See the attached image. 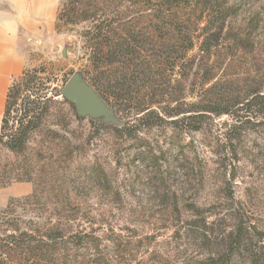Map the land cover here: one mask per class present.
Wrapping results in <instances>:
<instances>
[{"label":"rangeland","instance_id":"1","mask_svg":"<svg viewBox=\"0 0 264 264\" xmlns=\"http://www.w3.org/2000/svg\"><path fill=\"white\" fill-rule=\"evenodd\" d=\"M67 1L60 0L59 9ZM224 1L240 10L227 19L210 57L212 80L202 83L194 65L177 69V82L167 89L182 109L189 104L201 109L221 99L237 103L252 90H264V0ZM90 23L56 18L27 50L25 69L36 71V80L46 87L40 99L49 113L30 133L24 155L2 146L0 173L14 162L31 164L34 182L45 178V184L38 202L32 182L0 187V237L14 227L40 234L60 229L65 237L55 246L58 257H44L39 264H264V109L241 110L234 117L199 112L198 131L168 117L144 130L154 153H166L160 164L167 186L156 185V190L151 181L157 169L136 162L132 142L108 128L130 118L104 100L105 114L92 107L79 113L73 104L59 103L71 76L88 83L100 77L84 46ZM234 33L243 45L234 43ZM194 54L196 48L184 60ZM21 97L7 117L10 131L18 125ZM68 140L74 145L71 160L62 162ZM27 184L29 190L21 189ZM192 204L206 221H191ZM239 218L245 221L243 236L233 243L230 233ZM71 233L81 241L74 244Z\"/></svg>","mask_w":264,"mask_h":264},{"label":"trees","instance_id":"2","mask_svg":"<svg viewBox=\"0 0 264 264\" xmlns=\"http://www.w3.org/2000/svg\"><path fill=\"white\" fill-rule=\"evenodd\" d=\"M239 10L240 5H229L224 0H69L58 11V21L91 22L83 32L84 46L89 52L92 68L100 77L97 80L90 78L89 84L121 117L130 118L122 125L108 128L115 132L116 138L132 142V156L136 162L141 166H152L154 172L157 169L159 175L151 181L156 190V185L167 186L160 164L166 153L162 150L158 155L154 153V148L142 136L144 130L161 125L168 117L172 123L186 121L187 129L198 131L201 128L199 112L234 117L241 110L250 113L255 107L264 109V90H252L237 103H222V99L211 101L201 109L193 104L182 109L176 95L167 90L176 81L174 78L179 74L176 70L180 68L190 70L196 65L202 83L212 80L214 69L209 63L210 57L219 45L227 19ZM233 38L234 43H245L238 33H234ZM194 48L197 55L184 60ZM36 75V71L30 73L24 69L13 79L6 94L0 125V150L4 146L17 156L24 155L30 133L40 127L49 113L50 106L40 99L42 89L46 87L36 80ZM17 79L18 82L13 83ZM21 95L18 125L10 131L7 117ZM172 102L176 103L170 107ZM59 103L71 106L65 99ZM66 145L62 162L71 160L74 148L69 140ZM10 165V169L4 166L0 173V187L10 182H32V196L35 202L40 201L45 178H42L44 183L34 182L31 164L27 167L15 162ZM52 171L55 172L53 168ZM67 197L70 200V196ZM190 206L192 222L206 221V217L201 218L203 211L200 208ZM229 217L233 218V215ZM244 222L239 218L234 223L231 242L243 236ZM64 237L60 229H47V233L40 234L38 230L14 227L0 237V264H15L14 258L23 259L19 264H39L44 257L55 260L58 257L55 246ZM69 238L74 244L82 239L74 233L69 234Z\"/></svg>","mask_w":264,"mask_h":264},{"label":"crops","instance_id":"3","mask_svg":"<svg viewBox=\"0 0 264 264\" xmlns=\"http://www.w3.org/2000/svg\"><path fill=\"white\" fill-rule=\"evenodd\" d=\"M59 6L60 0H0V125L8 87L27 67V50L54 25Z\"/></svg>","mask_w":264,"mask_h":264},{"label":"water","instance_id":"4","mask_svg":"<svg viewBox=\"0 0 264 264\" xmlns=\"http://www.w3.org/2000/svg\"><path fill=\"white\" fill-rule=\"evenodd\" d=\"M61 96L74 105L79 113H85L88 107L95 108L102 113L107 112L101 97L86 81L71 76L63 85Z\"/></svg>","mask_w":264,"mask_h":264}]
</instances>
